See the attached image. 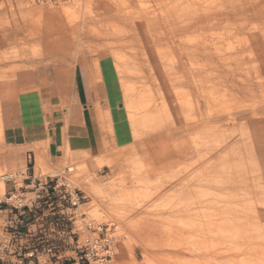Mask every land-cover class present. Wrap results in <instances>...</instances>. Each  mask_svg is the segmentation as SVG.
Wrapping results in <instances>:
<instances>
[{
    "label": "rangeland",
    "instance_id": "1",
    "mask_svg": "<svg viewBox=\"0 0 264 264\" xmlns=\"http://www.w3.org/2000/svg\"><path fill=\"white\" fill-rule=\"evenodd\" d=\"M42 100L93 105L92 148L25 141ZM0 126V200L57 174L84 196L62 203L80 243L113 238L108 264H264V0H0ZM16 243L4 264H77L74 244Z\"/></svg>",
    "mask_w": 264,
    "mask_h": 264
},
{
    "label": "built area",
    "instance_id": "2",
    "mask_svg": "<svg viewBox=\"0 0 264 264\" xmlns=\"http://www.w3.org/2000/svg\"><path fill=\"white\" fill-rule=\"evenodd\" d=\"M67 170L70 169L67 168ZM5 180L10 178L6 177ZM59 180L60 177L57 174L33 176L35 187L40 190L45 189L44 197L36 195L32 199L18 197L11 200L12 195H9L6 200H0V206H4L0 208V212H5L6 233L9 235L6 241L0 240L2 248L8 249L12 245L15 246L17 241L31 239L46 243L47 249L50 250L56 248V241H61L74 244L78 252L77 264H108L111 259L113 238L103 233L101 236L98 234L96 238L86 239L84 243H80L79 229L74 225L75 216L67 213L64 210L66 208L62 206L67 198L71 205H75L80 197L76 194L77 199L73 201L66 185L59 183ZM53 193L55 197L51 199ZM55 202H58L61 207L59 210H55ZM23 247L26 249V246ZM29 253L33 256L32 250ZM0 264H4L1 257ZM37 264L41 263L37 261Z\"/></svg>",
    "mask_w": 264,
    "mask_h": 264
},
{
    "label": "crops",
    "instance_id": "3",
    "mask_svg": "<svg viewBox=\"0 0 264 264\" xmlns=\"http://www.w3.org/2000/svg\"><path fill=\"white\" fill-rule=\"evenodd\" d=\"M82 91H85L83 85ZM83 97L86 102L91 100L90 97H87L86 92H84ZM94 109V106L89 104L85 114L84 111L76 105L64 108L58 113L55 109V102L51 100H42L40 112L36 119L32 121L19 119L20 125L18 127L21 129L25 141L30 143L47 141L49 156L52 160H55L61 155L65 143L73 151L90 150L92 148L98 136V120ZM111 114L112 117H115L113 113ZM114 119L115 118H113L114 136L115 138L123 139L125 129L122 120L119 118ZM33 176V174L27 175L22 180V187L20 186L17 189L13 187L12 190L23 194L34 193V196L44 197L46 195L45 189H41V195L37 193L39 188L35 187ZM21 188L24 189L22 192H20ZM26 188H29V190L26 191ZM32 188L35 190H32ZM56 192L58 193V191ZM51 196H54V193ZM79 197L84 196L81 195ZM55 203L58 204V202ZM70 208L71 206L66 207V209Z\"/></svg>",
    "mask_w": 264,
    "mask_h": 264
},
{
    "label": "bare ground",
    "instance_id": "4",
    "mask_svg": "<svg viewBox=\"0 0 264 264\" xmlns=\"http://www.w3.org/2000/svg\"><path fill=\"white\" fill-rule=\"evenodd\" d=\"M122 92H123V95H124V97H126V99L128 98V104H127V107H128V114H132V112H134V110H132L134 107H135V105H133L131 102H130V94H131V89L129 88V87H125V86H123L122 87ZM0 132H2V129H1V126H0ZM0 135H1V133H0ZM68 153V152H67ZM71 153V152H70ZM3 154V153H2ZM64 154V153H63ZM66 154V153H65ZM67 155H69V154H67ZM66 156V155H65ZM1 158V157H0ZM107 161L105 162L106 163V165H110L111 164V161L110 160H108V159H106ZM0 161H1V159H0ZM35 162H36V164H38V165H40V166H42V167H44V169H48L49 167L47 166L48 164H47V161H46V159H45V157H44V155H43V153H40L39 151H37L36 153H35ZM104 163V162H103ZM102 164V163H101ZM38 165H36V166H38ZM51 167V166H50ZM50 169H52V168H50ZM68 169H70V170H73V168L72 167H68ZM53 170V169H52ZM3 171V170H2ZM44 172V171H43ZM0 175H1V177H0V193L1 194H3L4 193V187H5V181H4V179L6 178V177H9L10 175H7V174H2V172L0 171ZM11 199H13V197L11 198ZM260 200V199H259ZM264 202V201H263ZM248 203V202H247ZM260 204V206L262 205L261 203H259ZM243 205V204H242ZM240 206V205H239ZM257 206V205H256ZM262 207V206H261ZM264 207V206H263ZM250 208V207H249ZM263 208H261V210H262ZM243 210V209H242ZM251 210V209H250ZM263 211V210H262ZM242 212V211H241ZM238 213V212H237ZM263 213V212H262ZM263 218V217H262ZM81 220L82 221H84V218H81ZM260 229V228H259ZM237 233V232H236ZM0 248H1V246H0Z\"/></svg>",
    "mask_w": 264,
    "mask_h": 264
}]
</instances>
